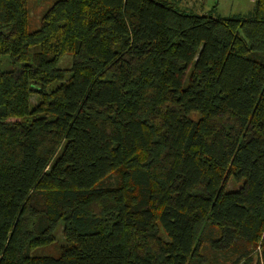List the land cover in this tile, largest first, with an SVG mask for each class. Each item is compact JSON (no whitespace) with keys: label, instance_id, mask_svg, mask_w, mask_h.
<instances>
[{"label":"trees","instance_id":"16d2710c","mask_svg":"<svg viewBox=\"0 0 264 264\" xmlns=\"http://www.w3.org/2000/svg\"><path fill=\"white\" fill-rule=\"evenodd\" d=\"M30 1L0 0V264H264V0H53L34 30Z\"/></svg>","mask_w":264,"mask_h":264},{"label":"rangeland","instance_id":"374dc122","mask_svg":"<svg viewBox=\"0 0 264 264\" xmlns=\"http://www.w3.org/2000/svg\"><path fill=\"white\" fill-rule=\"evenodd\" d=\"M175 1H178V3H180L178 5L181 9L193 10L199 14L209 13L211 12V10L215 9V6L217 5L216 12L212 11V13L214 15L221 16V17L233 15L232 13H234L239 8H247L250 5H253L252 3H250L249 0H238V1L237 0H194L193 3H189L190 0L189 2L188 0H175ZM52 2L53 0H31L28 3L29 4V19H30L29 29L34 30L35 28L39 27L42 13L47 7H49V5ZM191 5H195L196 8H193V6ZM200 6L203 7L202 10ZM232 8H234L233 12H231ZM71 59H72L71 54H66L60 59V62L58 65L61 67L67 68L71 64ZM10 67H11V62H10L9 56L3 55L0 61V68L2 70H5ZM32 101L34 103L35 98H32ZM236 187H238V184H236L232 179L229 180L228 188L234 189ZM56 235H57V239H55L56 241L53 244L39 248L43 253H47V254L51 253L52 255L58 254V251H59L58 249L60 245L63 244L62 227L60 225L57 228Z\"/></svg>","mask_w":264,"mask_h":264},{"label":"crops","instance_id":"0c3cea01","mask_svg":"<svg viewBox=\"0 0 264 264\" xmlns=\"http://www.w3.org/2000/svg\"><path fill=\"white\" fill-rule=\"evenodd\" d=\"M238 1V0H237ZM250 1V3H252L253 5H250L249 7H247V8H239L238 10H236L234 13H232L233 15H237V14H247V13H249L254 7V5H255V1L256 0H249ZM188 2H189V0H188ZM194 2V0H190V2L189 3H193ZM177 3H178V1H177ZM178 4H180V3H178ZM198 4H199V2H198ZM191 6H193V8H196L195 7V5H191ZM197 6V5H196ZM198 7V6H197ZM216 7H217V5L215 6V9H213V10H211V13H212V11L213 12H216ZM199 8V7H198ZM200 8H201V10H202V6H200ZM233 9L234 8H232L231 9V12H233ZM236 9V8H235ZM229 16H231V15H229ZM226 17H228V16H226Z\"/></svg>","mask_w":264,"mask_h":264}]
</instances>
